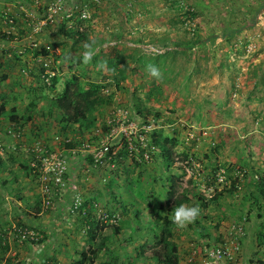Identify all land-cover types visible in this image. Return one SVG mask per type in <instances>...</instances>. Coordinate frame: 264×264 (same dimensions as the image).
<instances>
[{
    "label": "rangeland",
    "instance_id": "rangeland-1",
    "mask_svg": "<svg viewBox=\"0 0 264 264\" xmlns=\"http://www.w3.org/2000/svg\"><path fill=\"white\" fill-rule=\"evenodd\" d=\"M73 27L96 42L87 64L64 59L83 51L85 41L66 37ZM0 64V105L21 117L19 125L9 113L0 117V264H73L91 243L83 220L89 215L104 221L110 237L94 264H158L157 214L171 218L179 204L201 210L193 223L173 227L182 263L194 257L192 264H202L216 245L232 254L228 264L262 260L264 0H0ZM149 64L160 68L161 79L148 75ZM73 77L84 89L96 86L100 98L95 124L82 134L78 124L62 130L63 111L54 105ZM121 109L142 117L140 109L159 127L144 133L150 159L141 161L140 149L134 157L124 152L114 175L81 171L75 183L83 198L90 190L86 214L76 223L63 219L65 229L49 233L44 215L35 216L51 210L37 207L31 151L37 143L50 152L65 149L67 140L98 143ZM153 133L171 139L169 167ZM134 140L138 147L139 136ZM172 185L173 200L163 211ZM112 224L122 226L118 236ZM19 231H33L34 238L22 239Z\"/></svg>",
    "mask_w": 264,
    "mask_h": 264
},
{
    "label": "built area",
    "instance_id": "built-area-1",
    "mask_svg": "<svg viewBox=\"0 0 264 264\" xmlns=\"http://www.w3.org/2000/svg\"><path fill=\"white\" fill-rule=\"evenodd\" d=\"M114 114L116 116L114 115L108 123V125L112 124L113 128L98 143L88 142L73 148H67L65 145V149L60 152H50L48 148L37 143V147L31 151L35 158L31 165L34 172L38 174L43 210H56L58 202L67 200V207L61 209L62 218L65 221L71 223L75 217L86 214L84 198L75 183V176L79 173L77 170L73 172V169H82L85 173L93 175L99 172L102 174L101 170H106L108 175H114L120 161L124 158V152L134 157L135 152L143 149V160L150 159L148 149H144L147 148L144 133L155 132L159 127L151 126L149 120L146 121L124 109L117 110ZM137 136H139L140 145L135 147L134 137ZM70 141L72 142L67 140L65 144ZM103 179L107 181L110 178ZM54 199H57L55 203ZM32 233L33 231H19L17 236L22 239L34 238ZM237 234V236L245 235L241 228L237 230ZM260 250L264 255V242ZM233 259L225 246L216 245L206 250L202 264H228V261ZM187 263H194V257L188 259Z\"/></svg>",
    "mask_w": 264,
    "mask_h": 264
},
{
    "label": "trees",
    "instance_id": "trees-1",
    "mask_svg": "<svg viewBox=\"0 0 264 264\" xmlns=\"http://www.w3.org/2000/svg\"><path fill=\"white\" fill-rule=\"evenodd\" d=\"M73 32H75V35H73ZM7 34H4V38H8L6 36ZM67 38H75L78 42L85 41L88 42L87 34L84 30L81 31V29L73 27V29L70 30L68 34H66ZM190 48V47H189ZM43 56H47V51H43L41 53ZM122 61H119L121 63ZM2 65L0 64V68ZM124 73L120 72V79H124L123 77ZM7 76L3 75L2 80H6ZM119 81V78L117 79ZM57 81V78H54L53 86L55 85V82ZM100 103V98L98 95V91L96 90V86H90L88 89H84L79 83L78 79L76 77H73L71 81H69L65 87V90L60 94V96L57 98L54 105L61 109L62 112V122L64 123L63 131L67 130L71 125L78 124V134H82V132H85L87 129H90L94 126L96 117L95 112L97 110V104ZM17 110L14 108L7 110V105L5 103H2L0 105V117L9 113V120L14 123L15 125H19L21 122V117L19 113L16 112ZM72 111V112H70ZM139 112L142 113V117L146 119L145 114L140 109ZM139 113V114H140ZM141 115V114H140ZM18 126L16 127V129ZM85 130V131H84ZM154 134V133H153ZM153 145L158 148L159 152L161 153L160 156L164 158L163 160L167 164L166 166L169 167V165L173 162L171 160V157L168 155L170 154L169 149L167 145L171 143V139L165 138L163 141L158 139L157 135H153ZM80 143H76V139L70 141L69 143H66L67 148H73L77 147ZM142 158L143 160V152L144 150H141ZM124 154V153H123ZM125 155V154H124ZM135 163L137 165L140 164V160H137V157L134 158ZM6 163V161H5ZM24 169H28V167L25 165ZM33 169V167H32ZM174 180L180 179L179 177H173ZM110 185V183H108ZM111 186V185H110ZM224 193L218 194L216 197L212 198L208 202L213 203L214 201L218 200L221 196H223ZM40 204L37 205L39 208L41 206V210H43L42 201L43 198L41 194L38 195ZM174 197V187L173 185L170 187L168 200L165 204L159 205V208L163 211H166L168 206L170 205L171 201ZM206 202V201H205ZM180 205V204H179ZM209 204H204V206H208ZM115 208L109 209L108 216L109 218H112L115 215ZM124 212H127V209H124ZM158 221L161 223V230H160V236L157 237L156 243H153L154 246L160 245L159 251H156L154 254V261L158 264H181V255L180 250L177 245H175L172 241V238L174 237L173 227L175 226L172 223V220L169 216V213H158ZM135 217L140 219V212L135 211ZM83 219V215H80L78 217H75L73 220L74 223L80 222V219ZM80 220V221H79ZM85 221H88V236L90 240V246L87 248V250L80 253V259L74 262L73 264H94L96 261L97 256L102 250L108 249L107 243L110 242V237L107 235H104V232L106 231L107 225H105L104 221H96L95 216L89 215L85 219ZM112 227V234L118 236L122 230V226L119 225H110ZM132 229V224H131ZM2 239H0V245H1ZM264 242V234L261 235V243L260 246ZM147 247L146 244L143 245V248L141 247V251H137V256L140 257L144 251V248ZM111 253V252H110ZM112 254V253H111ZM116 260V258H114ZM113 259V260H114ZM257 264H264L263 260H258Z\"/></svg>",
    "mask_w": 264,
    "mask_h": 264
},
{
    "label": "clouds",
    "instance_id": "clouds-1",
    "mask_svg": "<svg viewBox=\"0 0 264 264\" xmlns=\"http://www.w3.org/2000/svg\"><path fill=\"white\" fill-rule=\"evenodd\" d=\"M95 43H96L95 40L85 42L83 44L82 52L76 55L69 53L67 56H65L64 58L65 61L76 60L84 64L91 62L96 52V49L94 48ZM146 71L148 75L152 78H155L157 80L162 78L161 70L155 64L147 65ZM200 211L201 210L199 206L180 204L171 211L172 223L178 228H184L188 224L193 223L198 218V216L200 215ZM261 258L264 261V255L262 254V252H261Z\"/></svg>",
    "mask_w": 264,
    "mask_h": 264
},
{
    "label": "crops",
    "instance_id": "crops-1",
    "mask_svg": "<svg viewBox=\"0 0 264 264\" xmlns=\"http://www.w3.org/2000/svg\"><path fill=\"white\" fill-rule=\"evenodd\" d=\"M11 124H14V123H11ZM76 170L79 173V175H81L80 173H81L82 169H73V172H75ZM93 190H95V189H93ZM87 191H90V190L87 189ZM87 191L86 190L84 191V196L85 197H89L90 196ZM86 193H87V195H85ZM88 199L91 200L92 198H88ZM16 203L20 204V201H17ZM57 205H58V209H56V210H51V212H47V213H45L44 211H40V213L35 215L36 217H40V216L44 215V217L46 218V222L48 223L47 226H46V229L48 227L49 228L48 232L52 233V234L56 233V229H61V227H63V226H60V224H63L62 223L63 222V218H62L61 209L67 207V200L66 201L65 200L62 201L61 203L58 202ZM67 228H66V230H67ZM181 264H187V263H182L181 262Z\"/></svg>",
    "mask_w": 264,
    "mask_h": 264
}]
</instances>
